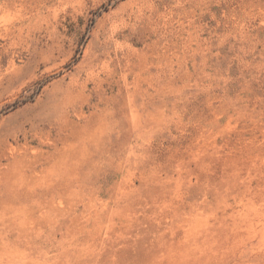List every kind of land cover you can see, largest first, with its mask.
I'll list each match as a JSON object with an SVG mask.
<instances>
[{"label": "rangeland", "instance_id": "rangeland-1", "mask_svg": "<svg viewBox=\"0 0 264 264\" xmlns=\"http://www.w3.org/2000/svg\"><path fill=\"white\" fill-rule=\"evenodd\" d=\"M0 264H264V0H0Z\"/></svg>", "mask_w": 264, "mask_h": 264}, {"label": "bare ground", "instance_id": "bare-ground-1", "mask_svg": "<svg viewBox=\"0 0 264 264\" xmlns=\"http://www.w3.org/2000/svg\"><path fill=\"white\" fill-rule=\"evenodd\" d=\"M137 20L138 17L134 11L128 9L114 11L109 15L106 33L115 39L116 45H126V41L120 42L118 39L119 32L133 26Z\"/></svg>", "mask_w": 264, "mask_h": 264}]
</instances>
